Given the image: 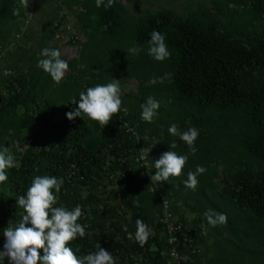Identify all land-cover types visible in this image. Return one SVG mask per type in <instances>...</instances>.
<instances>
[{"label": "trees", "instance_id": "16d2710c", "mask_svg": "<svg viewBox=\"0 0 264 264\" xmlns=\"http://www.w3.org/2000/svg\"><path fill=\"white\" fill-rule=\"evenodd\" d=\"M225 1L228 3L226 7L215 4L209 9L199 4L186 16L165 10L160 14H148L135 22L125 19L126 10L118 0L107 9L97 8L95 0L62 2L69 9L74 5L81 6L76 21L88 39L103 34L105 42H132L146 51L152 31L165 34V43L171 53L169 59L153 61L147 54L140 53V59L124 63L119 71L126 80L137 79L141 91L137 104L141 105L146 96L152 94L161 102L157 118L161 130L156 132L152 130L145 134L147 123L135 122L134 114L124 118L116 114L104 128L88 119L69 121L65 114L76 107L66 104L72 98L70 89L77 87L82 91L84 87H91L90 83L81 86L79 81H74L53 89V81L41 69L0 76V148L6 147L10 151L17 139L25 147L19 159L20 166L8 169L10 176L6 183L13 187L19 199L37 175L64 180L55 206L71 209L81 205L84 212L78 222L86 226L87 234L69 245L78 256L93 251L97 243L107 250L109 241L122 237L130 246L120 245L111 250L115 257L128 260L133 255L142 257L145 264H167L162 255L167 243L162 235L160 217L163 214L162 197L172 200L170 179L163 183L152 181L150 177L156 169L151 167L148 173H142L136 160L141 157L140 150L152 147L147 158L150 163L155 142L151 135L162 131L169 136L167 129L172 123H176L181 131L191 127L198 129L196 152L204 154V142L226 138L223 129L234 126L238 138L234 150L239 149L244 156L250 155L264 164V0ZM234 6L246 8L251 20L262 22V26L248 31L220 25L214 13L234 17L239 14ZM18 7L20 14L14 15V9ZM24 16L20 0H0V61L12 53L9 51L12 45L14 51L23 50L20 44L23 35L17 36L13 42H6L5 30L12 21L24 19ZM74 38L72 36L69 43L80 44ZM83 55L81 51L78 60L68 63L71 71H79L77 64L83 60ZM84 58L91 63L107 64L100 54H87ZM166 78L169 81L164 83ZM153 79L158 83L154 84L156 93L144 88V84ZM50 93L55 94L54 99L48 98ZM163 95L168 98L163 99ZM23 131L28 134L22 135ZM137 137L141 138L139 142ZM169 138L171 143H176L175 150L179 148L189 154L184 142L177 137ZM110 161H114L115 166L107 168ZM204 162L200 161L196 166L213 164L209 160ZM236 163L239 168L226 170L221 179L224 187L218 193V199L235 214L234 221L235 218L240 221V224L231 222L228 225L235 240L230 241L234 251L230 263L242 264L251 255L264 264V168L255 169L252 162L251 166ZM109 172L120 175L117 206L111 204L110 196H105L103 181ZM99 186L101 189L97 194L91 193L86 198L74 195L76 189H97ZM134 200L139 201V207L133 206ZM149 200L155 205V222L144 208V202ZM120 212L130 215L135 229V222L140 219L153 229L155 235L143 247L134 239L129 240L119 219ZM22 213L15 198L0 192V249L5 242L3 229L16 223ZM180 221L187 224L181 217ZM198 222L190 225L198 226ZM203 238L204 231L200 230L195 244L201 248ZM39 252L41 256L44 254L42 250ZM194 258L196 264H202L199 258Z\"/></svg>", "mask_w": 264, "mask_h": 264}, {"label": "rangeland", "instance_id": "374dc122", "mask_svg": "<svg viewBox=\"0 0 264 264\" xmlns=\"http://www.w3.org/2000/svg\"><path fill=\"white\" fill-rule=\"evenodd\" d=\"M64 0H28V5L21 8L24 12V19H17L12 21L5 30L6 42H13L17 36L23 35L22 43L23 50H15L13 45L9 48L12 52L9 56H6L4 60L0 61V76H15L18 72H25L28 69H39L37 67V62L42 57L39 53L44 48H59L61 51V58L67 60V62H72L78 60L80 53H84L83 60H79L77 64L78 72H73L69 68L66 73L64 80L60 84L53 83V89L60 86L63 83H73L74 81H79L81 86H85L86 83H90L91 87L97 83H109L111 79L119 80L121 85V110L119 113L124 117L134 114L135 122L140 119V105L137 104V99L140 97L141 91L139 89V83L137 79H125L123 74L119 71L124 67V63L130 62L133 59H140V53H145V50H141L137 55L133 56L128 53V48L135 46L132 42H105L103 34H95L93 38H86L80 26L76 21V14L81 12V6H72L71 9L63 6L62 2ZM83 1V0H82ZM125 10V19L129 22L138 21L141 18H145L148 14H160L165 10H171L179 15L186 16L192 11L197 9V6L205 5L207 8L212 9L215 4H220L223 7L228 5L225 0H118ZM238 9V15L227 18L219 13H214L216 15L217 21L220 25L226 27L244 28V30H258L262 26V22H253L248 13H246V8L241 6H234ZM57 15V17H56ZM51 16L54 18L51 19ZM66 17L64 20L60 17ZM58 20V21H57ZM57 27H55V23ZM70 36L75 37L77 42L80 44L69 43ZM58 38V39H57ZM87 54L97 55L104 57L107 60V64L102 63H91L87 61L84 57ZM155 61L154 59H152ZM115 62V63H114ZM110 71V73H108ZM7 72V75H5ZM105 73V74H104ZM92 74L94 77H92ZM100 75V76H99ZM169 78H166L163 82H168ZM158 84V83H157ZM156 85V84H155ZM153 89L151 90V88ZM144 88H149L150 91L156 93L157 89L154 88V84L146 83ZM6 91V88H4ZM7 92V91H6ZM79 89L74 87L70 89L69 93L72 97L78 96ZM151 92V93H152ZM55 93V92H54ZM50 93L48 98L54 99L55 94ZM155 98V95H148ZM168 98V95H163V99ZM156 99V98H155ZM163 106L166 105L165 102L162 103ZM135 108V109H133ZM158 119L153 123H147V130L145 134H150L153 130H161L159 126ZM212 131V130H211ZM135 132V131H134ZM223 134L226 138H222L217 142V138H214L211 142H204V151L193 155L188 154V161L182 170L179 177L170 178L169 188L172 193V200L170 201L171 209L176 211L177 216L186 221L187 224H193V222L199 221L197 224L204 225V238L202 253L204 254V260L201 261L202 264H231V256L234 253L230 241L233 240V235L228 229V225L240 224L233 216L235 215L227 205L224 204L220 199H218V193L224 187L221 179L226 174V170H230L231 167L235 169L239 168L241 162L243 164L251 166V162L255 169H263L264 164L258 162L257 159L250 155L243 154L242 151L234 150L238 143V138H236V130L234 126L230 128H224ZM136 133V132H135ZM28 134V131H23L22 135ZM157 135H151L152 139L155 137V142L158 141L156 147L154 146L153 158L150 160L149 168H154V160L159 159L161 154L166 151H175L179 155H186L179 148L168 147L172 140L169 136H165L162 131L156 133ZM159 134V135H158ZM163 136V138H160ZM216 137V136H215ZM10 150V154L13 155L16 166H20L19 159L21 158L25 147L21 144L20 139H17L15 147ZM152 149V148H151ZM222 153V156H221ZM193 156V157H192ZM220 157V158H219ZM219 158V159H218ZM212 161L213 164L207 167L200 166L206 171L198 176L199 183L195 190L187 189L183 181L187 178V173L189 171H195L197 166L196 163L200 161L207 160ZM218 161H217V160ZM241 161V162H240ZM204 162V163H205ZM114 161H110L107 168L114 167ZM8 177L10 173L8 169L6 170ZM8 181V180H7ZM6 181V182H7ZM120 181V175L117 172L108 173L104 177V185L106 187L105 196H110L111 204L117 206L119 202V197L117 194V187ZM4 182L0 184V192H4L10 198L18 199L15 194V190L10 184ZM101 187L93 189L90 187H83L81 189H76L74 195L76 197L86 198L88 195L97 194ZM144 208L147 212L151 221L155 222L156 209L155 205L151 200L144 202ZM209 211H214L217 213H223L227 217V223L218 224L216 227L208 225L205 219V213ZM119 219L124 225V231L128 232L127 238L129 239V233H135V227L130 221V215L126 213H119ZM201 221V222H200ZM132 240V239H129ZM235 241V240H233ZM130 246L129 241H125L122 237H117L113 241L108 242V252L115 250L118 246ZM114 256V255H113ZM119 260V264H145L146 261L140 256H131L128 260ZM240 257L238 256V259ZM238 264V263H236ZM242 264H262L261 260L256 259L251 255H248L245 262Z\"/></svg>", "mask_w": 264, "mask_h": 264}, {"label": "clouds", "instance_id": "9594fccd", "mask_svg": "<svg viewBox=\"0 0 264 264\" xmlns=\"http://www.w3.org/2000/svg\"><path fill=\"white\" fill-rule=\"evenodd\" d=\"M115 0H95L97 8L105 9L112 7ZM20 4L26 8L28 0H20ZM20 8L14 9V15L20 14ZM146 54L155 61L163 62L170 58L171 53L165 43L166 36L158 31L149 34ZM142 49L138 46L128 48V53L135 56ZM42 57L37 62V67L46 73L50 79L60 84L69 71L67 60L61 58L59 48H44L40 51ZM157 83L156 79L150 81ZM78 97V99H77ZM76 105L66 118L73 121L76 118L96 121L104 128L112 118L121 110V85L119 80L111 79L109 83H97L92 87H84L78 96L72 97L66 104ZM161 102L152 96L140 105V119L147 123H153L159 116ZM169 136L177 137L190 150L189 154L195 155V142L199 136V130L191 127L181 131L176 123L170 124L167 129ZM147 139V137H144ZM141 140L137 137V142ZM159 144L154 142V146ZM168 147L176 148L175 142ZM152 147L140 150V161H147ZM188 161V155H179L175 151H166L159 159L154 160L156 169L151 180L157 183L169 181L172 177H179ZM16 166V161L9 148H0V184L6 182L9 177L7 169ZM206 170L197 166L196 170L187 173L183 181L187 189L195 190L199 180L198 176ZM64 180L56 176L37 175L33 177L26 193L16 200L23 213L20 219L11 227L2 231L4 244L0 249V264L7 258L9 264H119L117 257L102 248L99 243L93 251L83 256H78L70 247V242L83 239L86 236V226L78 221L84 215L81 205L69 209L64 206H55L57 194L63 188ZM133 206L139 207V201L134 200ZM208 225L216 227L218 224L227 223V217L223 213L209 211L205 213ZM135 233H129V239H134L143 247L151 237L155 235L143 220H136ZM39 250L43 251L40 255Z\"/></svg>", "mask_w": 264, "mask_h": 264}, {"label": "built area", "instance_id": "2783aa9c", "mask_svg": "<svg viewBox=\"0 0 264 264\" xmlns=\"http://www.w3.org/2000/svg\"><path fill=\"white\" fill-rule=\"evenodd\" d=\"M57 23L59 22L55 23V27H57ZM71 38L72 36H70L69 41ZM5 75H7V72ZM117 119L121 120L122 118L117 117ZM131 131L135 134L134 130ZM136 161L139 163L142 173L149 172L147 161L142 162L140 158ZM162 201L163 214L160 217V223L163 225L162 235L167 243L166 251L162 255L166 258L167 264H196L194 256L203 261L202 248L195 244V238L200 230L204 231V225L184 224L171 209L170 201L165 197H162Z\"/></svg>", "mask_w": 264, "mask_h": 264}, {"label": "water", "instance_id": "95a60500", "mask_svg": "<svg viewBox=\"0 0 264 264\" xmlns=\"http://www.w3.org/2000/svg\"><path fill=\"white\" fill-rule=\"evenodd\" d=\"M2 264H9V261H8V259H7V258H4V260H3Z\"/></svg>", "mask_w": 264, "mask_h": 264}]
</instances>
